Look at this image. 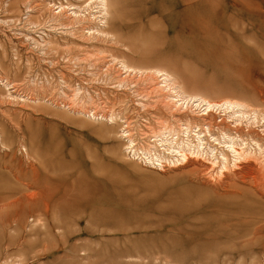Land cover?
<instances>
[{"label":"rangeland","instance_id":"obj_1","mask_svg":"<svg viewBox=\"0 0 264 264\" xmlns=\"http://www.w3.org/2000/svg\"><path fill=\"white\" fill-rule=\"evenodd\" d=\"M109 4L102 14L96 0H0V121L20 119L53 141L62 191L59 228L52 216L50 228H40L44 223L30 216L4 227L0 214V264H264V228H250L264 212L262 204L254 203L249 216L227 218L215 206L186 214L175 201L188 177L200 172L214 184L232 183L239 169L215 141L222 132L252 148L255 158L240 166L264 157L255 153L257 145L264 150V0ZM123 60L171 68L186 90L235 98L250 108L245 118L232 111L192 110L172 98L155 75L139 79L123 71ZM122 80L127 86H120ZM139 81H148L143 84L154 96L142 98L146 88L137 94L133 84ZM82 106L84 112L112 111L117 120H92L80 114ZM188 121L213 126L201 137L216 155L193 154L184 161L170 152L172 145L155 138L162 128L175 127L180 142ZM6 150L0 144V155ZM218 150L228 153L227 168ZM144 151L165 158L162 167L150 163ZM17 153L26 155L24 148ZM214 194L218 200L224 195Z\"/></svg>","mask_w":264,"mask_h":264},{"label":"bare ground","instance_id":"obj_2","mask_svg":"<svg viewBox=\"0 0 264 264\" xmlns=\"http://www.w3.org/2000/svg\"><path fill=\"white\" fill-rule=\"evenodd\" d=\"M96 2H97V5L100 7L99 9L102 10V14L104 12H109V6H110L109 0H96ZM112 2L113 1H111V3ZM90 3H92V2H90ZM112 5H113V3H112ZM98 13L100 14L99 11H98ZM100 18H101V16H100ZM102 18L100 20H102ZM106 18L107 17H105V19ZM104 20H102V21H104ZM119 64L121 65L123 71H127V70L132 71L133 76H135L136 78L142 79V77L146 76L147 74H151V75L153 74L156 76V78L158 77V79H162V82L165 85V89H170V93L174 94L173 96L172 95H170V96L172 98H174V97L180 98L179 99L180 101L182 99V103H184L183 101H185V104L186 105L188 104V106L190 105L189 108L192 110H193V108H196V109H199V111H201L204 108L203 111H205L207 114L212 112V111L218 112V110L227 111V112L232 111L233 115L238 117L237 114H240L242 117L244 116V118H245V115H243L245 113L244 109L247 106H248V109L250 108L249 107L250 104L246 106V103L244 101L243 102L245 105L243 103H240L241 101L237 102L239 100H237V101L234 100L235 98L231 99V98L226 97L223 99L222 98L218 99L221 96L216 95L218 97L216 99V96H214L215 93H213V95L211 93V96H208V95H205L203 93L190 92V91L186 90L184 88V86L181 84L180 77H179V75L176 74V71H172L170 67H169L170 69H168V67L163 68L164 67V66H162L163 64L161 65L162 68L155 67L157 65L150 66V65H146V64L145 65L138 64V63L134 64L132 62L131 63L128 62V60H123ZM158 66H160V65H158ZM145 80H147V79H144V81ZM144 81H142V83H140V81H139L137 84H133V85H134V87H137L136 89L134 88V90L138 91L137 94L142 93L140 90H144V88L147 89L146 94H144V93H143L144 95L141 94V96L143 95L142 98L146 97V100H147L148 99L147 97H149L153 94H151V92H149L150 90H149V88H147L148 86L146 87L143 84V83L147 84L148 81L147 82H144ZM184 82H185V80H184ZM120 83H121L120 86H124V85L127 86L126 80H122ZM149 83H151V82H149ZM187 86L189 88L188 84H187ZM79 94H81V90H80ZM77 97H79L78 94L76 95L75 98H77ZM229 97H231V96H229ZM150 98H149V100H150ZM34 100H36V99H34ZM84 100H85V98H84ZM91 100H93V99H91ZM76 101H77V99H76ZM173 101H174V99H173ZM175 101H177V100H175ZM65 102H67V101H65ZM179 103H177V104H179ZM65 106H67V105L65 104ZM87 106H86V108H87ZM82 108H83V106H82ZM84 108L81 109V110H83V112H80V114H83L84 116L87 115L90 119H92V120L95 119V121L96 120L101 121V120L106 119L108 121L115 122V119L117 118L116 115H115L116 118L113 116L114 114L112 113V111H111L112 114L109 112L110 115L104 114V113L102 115V114H99L96 112H92L91 109H89V108H87L89 110L86 109L88 112H86V111L84 112ZM180 108H181V106H180ZM186 108H188V107H186ZM78 111H80V110H78ZM95 111H96V109H95ZM247 112H249V111H247ZM259 112H261L260 115H262V111H259ZM259 112H258V114H259ZM255 113H257V112H255ZM254 115H257V114H254ZM263 115H262V118L264 117ZM258 116H256V117H258ZM6 118L4 120L0 121V138H1L0 144L3 145L4 148L7 149L5 152H3L0 155V159H2V161H0V194H1L0 197L2 199L0 202V214H1L2 220H3L2 225L4 227L7 226L9 223H11L10 222L11 220L20 225V224H22V222H24V220L26 219L27 216H30V217L35 218L38 223L39 222L44 223V224L40 223L41 224L40 228L41 227L42 228H50L48 220H49L50 216H52V218H53L52 223L54 224V227L59 228V224L61 222L60 221V210H61V206H62L61 205L62 191H61V187H60V183H59L60 169H61L59 160L57 158L59 155H57V157H56V154H55V151H56V153L58 151L54 150V149L51 150L53 148V141L49 137L45 136L43 134V132L41 131V129L34 130L29 125V123L24 122L20 119L15 120L12 118H7V119ZM239 118H241V117H239ZM239 118H236V119H239ZM255 120H256V118H255ZM37 122H38V125H40L41 123H43V119H39ZM189 122L190 121H188V123L185 122L187 124L185 125V127H183L184 129H182V136L183 137H181L182 139L180 142H179V139L177 140V138H180V134H179V132H175V130H174L175 127L174 128L172 127L173 130L170 129L171 131L170 130L168 131L167 130L168 128L166 129L164 127V129H166V130H164L162 128L160 131L161 132L163 131V132L161 133L159 131L161 133L160 135L158 134L159 136H157V134H156L157 132H156L155 138L157 139V137H160V139H163L164 142H167L170 145H172L171 151L170 150L169 151L171 153L175 152V154L178 156H181L182 157L181 160L183 159L184 161L185 160L186 161L191 160L189 155H193V154H195V155L200 154L201 155V154L205 153V155L206 154L207 155H209V154L216 155V154H214V153H216L215 151H217L216 147H215L216 150H214L210 147L208 148V146L205 145V140H207V139H205V138L203 139L201 137V134L209 132V130L211 129L210 127L212 125L207 122L208 124L205 125L206 128L205 127L201 128L200 125L197 126L198 123L197 124L195 123L196 125H194V122H192V124L194 125L193 126V125H191V123L189 124ZM239 122H240V120H239ZM127 126H128V124H127ZM170 128H171V125H170ZM179 128L181 129L182 126ZM193 128H195L197 130L201 128L203 130L200 129V131L198 133H196L197 130H193ZM218 129H219V127H218ZM220 130H222V129H220ZM176 131H177V129H176ZM210 131H212V130H210ZM192 132H195L196 134L193 135ZM152 133H154V132H152ZM209 133H211V132H209ZM101 134H102V132H101ZM217 134H218V132H217ZM219 134H220V132H219ZM147 135H148V133H147ZM184 136L187 137L186 138L187 140H185ZM236 136H237V134H236ZM175 137H176V139H174ZM213 137L215 138L216 136L214 135ZM191 138L197 140V141H195V142H197V144L195 143V145H194V144L190 143L191 142L190 140H192ZM238 140L236 138L232 137L227 132H222L219 135V137L217 136V138L215 139V141L218 142V145L220 144V145L224 146V149H226L231 154V156L233 155L232 157H233L234 162L233 161L232 162L235 163L233 165L236 166V168L238 167L237 169H239L236 172H233V170L227 169L228 170V172H227L228 177L230 175L229 174L230 171L233 172V173L231 172L233 176L230 175V176H232V177H230L232 179V183L229 185H226L224 182H222L223 181L222 180L223 177H222V179H221L222 184L221 183L214 184L213 182H210L209 180H207V178H205L201 174V172H200V174L199 173L194 174L193 176L188 177V179L186 181L187 186H185L182 189V191H180V192L178 190V194L175 197L176 198L175 199L176 206L178 209H180L182 212H185L186 214L187 213L189 214L192 211H199L202 207H205V206L212 207V208L215 206L218 209H220V208L225 209L224 213L226 214L227 218H242L244 216H249L253 213V208L255 207L254 203L255 204L256 203L262 204V206L264 207V157H263V159L262 158L260 159L258 156V157H256V158H258V161H256L257 160L256 159L255 160L256 162H253V163L248 162V163L240 166V164L242 163L243 160H245L248 157L250 159V156L252 155L253 150L251 151L252 148L251 149L250 148H242L243 143L245 144V142H240V140L239 141ZM158 142H160V141H158ZM164 142H162V143L164 144ZM209 142H207V143H209ZM130 143H132V142H130ZM167 143H165V144H167ZM165 144H164V146H165ZM174 144H176V145H174ZM214 146H216V145H213V147ZM257 146H258V151H256V152L254 151V152L255 153L258 152L259 155H262L264 153V150L262 149L261 145H257ZM166 147H168V146H166ZM23 148L25 149L26 155L23 154V156L21 155L22 157H19L17 155L18 149H23ZM57 148H59V147H57ZM153 148H155V146ZM129 149H130V147H129ZM140 149L143 150L144 147L140 148ZM145 149H147V148H145ZM132 150H133V152L135 151L134 149H132ZM151 150H152V147H151ZM164 150H165V148H164ZM130 151H131V149H130ZM138 151L134 152V155H138L137 154ZM153 151H151V152H153ZM157 151H159V150H157ZM140 153H143V152H140ZM146 153L147 152H145L143 155H146L149 162L151 161L150 163H152V161L155 160L156 161L155 165L159 164V168L162 167V163H163L162 161L165 158L163 160L160 159L161 157H159V158L156 157V159H153V158H155L153 156L154 153L153 154L151 153L152 157H151L150 153H147V154ZM219 153H220V151H219ZM156 154H158V153L156 152ZM158 155H156V156H158ZM227 155H228V153L224 150L217 157L218 161L220 159L219 162H221L224 167L226 165H228V163H229L228 162L229 157L227 158ZM139 156H140L139 157V159H140L142 155H139ZM210 156H212V155H210ZM24 157H25V159H23ZM252 157L255 158L254 155L251 156V159H252ZM136 158H138V156H136ZM143 159H144V157H143ZM155 161H154V163H155ZM194 166H195V164H194ZM203 166L204 165H202V167ZM206 167L204 166L203 168H206ZM225 168H227V167H225ZM207 169H209V168L207 167ZM233 169H235V167ZM202 171L204 172V169ZM206 172H208V171L206 170ZM205 173H203V174H205ZM61 174H63V173H61ZM207 176L209 177L210 175H207ZM60 180H61V178H60ZM227 180H225V181H227ZM62 181H63V179H62ZM217 181H220V179L219 180L217 179ZM245 188H248L249 190L247 191V189H245ZM216 190H223L224 195L219 197V198H221L220 200H222V201L215 198L216 196H214L215 195L214 192H216ZM249 191H250V197L251 198L248 196ZM175 209H176V207H175ZM208 209L210 210V208H208ZM254 210H255V208H254ZM221 211H222V209H221ZM185 213H183V214L185 215ZM202 215H203V213H202ZM202 215H201V217H202ZM71 217H73V216H71ZM196 217H198V216H196ZM220 217H221V213H220ZM258 218H259V220L258 221L256 220V223L254 225L250 226V228H262V229L264 228V212H262ZM0 220H1V218H0ZM25 228H27V227L25 226ZM44 231H45V229H44Z\"/></svg>","mask_w":264,"mask_h":264}]
</instances>
